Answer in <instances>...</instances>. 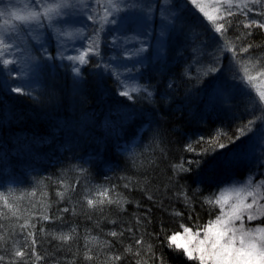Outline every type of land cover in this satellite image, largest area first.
Returning <instances> with one entry per match:
<instances>
[{"label":"trees","instance_id":"16d2710c","mask_svg":"<svg viewBox=\"0 0 264 264\" xmlns=\"http://www.w3.org/2000/svg\"><path fill=\"white\" fill-rule=\"evenodd\" d=\"M173 2L175 9L180 10L176 19L181 25L171 31L165 57L147 60L148 67L142 70L143 75L138 81L139 85L151 86L154 92L152 101L137 94H134L136 98L133 101L119 96L116 80L91 64L82 69L83 79L79 84L74 83L70 73L63 72L61 68L60 72H48L43 79L44 87L33 93L35 98L18 95L0 86V185L3 189L0 194V237H3L0 248L3 250L0 254L11 258L14 250L23 248L27 233L34 232L35 250L43 259L36 261L31 256L29 238V256L25 257L28 264H55L53 257L60 264H66L73 259L72 253L68 252L69 245L53 239L52 234L58 230L66 233L74 227L79 239L71 247L73 251L77 245L81 249L75 257V264H104V253L108 249L100 248L95 242L89 247L100 252V259L84 260V237L92 235L100 241L107 240L111 242L113 251L124 254V247L132 243L130 234L125 232L124 236L114 238L104 233L131 225L134 229L140 228L137 236L143 235L145 242L152 243L154 251L162 255L167 264H195V261L184 258L181 252L169 249L164 236L168 230L179 229L180 222L187 226L202 225L213 218L215 209L204 205L201 199L216 191L213 179L210 176L211 181L208 179V172L227 159L223 154L228 155L241 144L237 145V140L205 157H194L184 151V146L190 139L211 137L221 128L234 137L237 124L247 121L249 116L242 113L245 110L242 105L233 115L218 109L213 103L211 95L218 74L204 76L200 82L184 75L187 65L192 63L189 57L193 53V45L197 48L202 45V62L212 59L210 53L215 49V33L187 0ZM249 7H253L252 4ZM232 11L238 13L228 17L234 22L229 34L235 36L239 35L235 22L243 21L244 17L239 14L242 10L234 4ZM248 16L260 19L254 12ZM193 23H197L202 32L199 40L192 41L185 49H178L175 44L183 41L180 32ZM239 29L249 31L243 28L242 23ZM251 31L254 35L250 39L262 45L251 51L259 54L264 51V31L255 28ZM210 34L214 35L209 37ZM101 51L108 57V44H101ZM91 59L95 61L96 58ZM189 71L195 77V67ZM169 81L174 83L172 89L168 88ZM181 157L202 159L203 163L200 168L193 165L190 173L174 177L171 165L179 162ZM79 166L89 169L90 175H81ZM121 177L132 178L131 190L123 187ZM103 184L117 185V191L123 193L129 203L124 205V211L112 205L106 213L118 223L104 220L96 227L84 214L88 211L84 196L92 194V185ZM197 184L201 192L193 201L194 211H190L174 192L184 185L191 195ZM149 195L152 200L148 199ZM74 206L77 209L75 215L71 211ZM64 207L70 211L61 213L59 210ZM172 209L182 211L183 215H171ZM43 215L51 219H40ZM56 216H62L65 223L55 219ZM137 216L144 220L142 226L137 225ZM25 222L29 227L23 229L20 225ZM32 224H35V229L31 228ZM257 224L264 226V217ZM42 227L45 233L39 231ZM153 233L159 234L158 238L150 235ZM135 260L131 254H124L116 264H135ZM149 264H155V261Z\"/></svg>","mask_w":264,"mask_h":264},{"label":"snow or ice","instance_id":"6c2138e0","mask_svg":"<svg viewBox=\"0 0 264 264\" xmlns=\"http://www.w3.org/2000/svg\"><path fill=\"white\" fill-rule=\"evenodd\" d=\"M0 3H3V0H0ZM187 3L191 4L208 21L210 30L215 33L213 37L215 49L210 53L211 62L205 66L201 60L203 52L193 45L194 50L189 57L192 63L187 65L184 75L200 82L204 76H216L219 73L216 76L217 80L221 81L225 87H231L234 92H239L246 99L245 113L249 116L246 122H242L237 127L234 137L221 128L217 129L211 137L201 136L195 140L190 139L185 144V152L192 153L194 157H205L214 155L218 150L227 148L250 133L253 134L249 137L252 140L256 131L259 130L258 126L264 127V89L258 86V78L264 81V51L253 54L251 50L261 48L262 45L250 39L254 35L251 29L264 31V19L248 16V13L251 12H254L257 17L264 16V0H241L235 4L236 8L242 10L239 14L244 17L243 21L235 22V30L239 32V35L235 36L229 34L234 22L228 19V17L238 14L232 11L234 0H187ZM249 4L257 7H249ZM225 5L226 8L223 7ZM12 7L17 10L13 11L6 7L0 12V16H3V22L0 23V69L3 70L7 78L17 79L12 75L14 69L10 66L17 63L16 53L21 49V37L27 35L39 43L41 59H58L61 61L59 66L70 69L74 83L79 84L82 81V69L91 64L93 68L102 69L104 74L110 75L116 80L119 96L133 101L136 98L134 94H137L149 101L153 100L154 92L150 85L132 86V82L139 81L143 75L142 69L148 67L147 57L144 56L147 51L146 41L139 39L136 34L124 35L123 30L134 16L143 14L147 20H151L153 10L159 7L163 23L158 34L159 47L156 49V58L162 59L166 37L170 31H175L176 12L172 0H160L158 5L143 4L140 0H30V4L24 6L14 4ZM243 9H247V11H243ZM77 22L80 27H76L74 31L67 30L74 27ZM200 23L203 24V21ZM241 23L243 28L249 29V31H240ZM105 33L107 35H104ZM46 34L56 41L57 53L55 57L48 52L45 43ZM216 36L219 37L218 40H216ZM194 38L198 39V36ZM102 42L108 44L112 50L108 59L104 58L105 53L101 51ZM137 43H139V47H136ZM128 45H132V47H128ZM226 53L231 55L226 56ZM92 57L96 58L95 61L91 59ZM224 59L228 61L227 68H225ZM65 60L68 61V64L63 63ZM193 67L196 69L195 77H192L189 71ZM226 73H230L227 78ZM173 87L174 83L169 81L168 88L172 89ZM10 90L18 95L33 96L34 93V89L24 82L11 85ZM253 91H255V95H253ZM33 98L35 97L33 96ZM222 137L226 139H222ZM260 143L264 144V133L261 135ZM197 145L200 147L197 148ZM133 146L135 147V145ZM260 150L264 153V147H261ZM161 151L164 150L161 149ZM235 151L233 149V152ZM202 163V159L181 157L179 162L171 165L173 176L190 173L193 170V165L200 168ZM258 163L264 164V156ZM112 170L109 169V171ZM79 171L81 175H90V170L83 166H79ZM121 179L124 181L123 187L131 190L132 178L121 177ZM89 184H91L90 181ZM2 191V186H0V194ZM87 191L88 189H86ZM200 192L199 184L191 190V195L186 187L181 185L174 195L183 201L186 208L194 211L193 201ZM91 193V195L84 196L88 208V211L84 213L86 218L93 221L96 227H99L104 220L112 224L118 223L117 219L110 218L106 214L112 205H116L120 211H124V205L129 203L123 193L117 191V185H92ZM248 198H251L250 202H246ZM148 199L152 200L153 197L149 195ZM201 199L203 204L208 205L210 209H219L215 218L209 219L202 225L187 226L180 222L179 229L168 230L165 234L164 239L167 247L173 251L181 252L184 258L188 261H195V264H264V226H249L246 223V221L251 222L264 217V179L257 182L254 181L253 175H249L245 181L228 185L226 188L219 189L218 192L202 196ZM137 206L139 207V205ZM59 211L61 213L69 212L70 209L64 207ZM71 211L74 215L77 214L75 206ZM170 214L181 217L183 212L172 209ZM189 218L191 219V216ZM40 219L49 221L51 218L48 215H43ZM55 219L65 223L62 216H56ZM136 221L140 226L144 223L140 216L136 217ZM20 227L26 229L29 225L25 222ZM35 227V224L31 225V228L35 229ZM39 231L45 233L43 227ZM139 231V227L134 229L129 225L122 227L119 231L109 230L104 235L115 238L124 236L125 232L129 233V240L132 243L124 247V254L136 257L135 264H149L150 261H155V264H167L166 259L154 251L152 243L145 242L143 235L137 236ZM161 231H165L163 227ZM150 235H155L157 238L159 236L154 233ZM52 236L62 244L69 245L68 252L72 253L73 259L67 261L66 264H75V257L81 251L78 245L75 251L71 247L77 244L79 239L76 229L69 228L66 233L63 230H58ZM29 238H31V256L35 257L36 261L43 259L35 250L37 243L35 233L28 232L24 237L23 248L14 250L11 253V258L0 254V264H20L21 261L23 264H28L25 257L29 256ZM84 240L83 258L85 261L92 262L100 259V252H94L89 247L93 242L102 249H108L104 253L106 257L104 264H108L109 261L116 264L124 258V254H118L112 250V244L107 240L100 241L97 236L92 235H86ZM2 250L0 248V251ZM53 260L55 264H60V261L55 257Z\"/></svg>","mask_w":264,"mask_h":264},{"label":"rangeland","instance_id":"374dc122","mask_svg":"<svg viewBox=\"0 0 264 264\" xmlns=\"http://www.w3.org/2000/svg\"><path fill=\"white\" fill-rule=\"evenodd\" d=\"M143 4L153 3L158 5L160 0H140ZM241 2V0H234V5L236 3ZM172 0V4H173ZM20 4L24 6L26 4H30V0H3V3H0V12H2L6 7L10 10L16 11V8H13L12 5ZM208 7V5H205ZM251 6V5H250ZM253 8H256V5H252ZM176 12V17L180 16V10L174 9ZM211 11V8H209ZM255 15V13H254ZM174 18L175 26L181 25L177 24V19ZM183 17V16H182ZM260 19H264V16L259 17ZM206 22H208L205 19ZM3 22V16H0V23ZM89 24L91 22H88ZM163 21L160 17V9L156 7L152 12V19L147 20L143 14L138 16H134L129 21L126 28L123 30V34L127 36H132L136 34L139 39H144L146 41L145 47L147 51L144 53V56L147 57V60H155L156 59V49L159 47V30L162 25ZM76 27H80L79 22L75 24L74 27L68 28V31H74ZM129 27V29H128ZM191 29V31H189ZM129 30V31H127ZM202 32L198 27L197 23H193L190 26H187L182 32H180V36L183 39L182 44H175L178 49H185L187 48L192 41H196V36L201 35ZM214 34H210L213 36ZM172 32L166 37L165 46H167V40L171 39ZM177 36H175L176 38ZM174 38V39H175ZM111 39V37H109ZM199 40V39H198ZM45 43L48 47V52L51 56L55 57L57 53V46L56 41L49 37L47 34L45 35ZM101 44L105 45L104 42ZM109 47V46H108ZM128 47H132V45H128ZM136 47H139V43L136 44ZM202 48V45L200 46ZM111 49L109 54L111 53ZM165 49L163 53V57H165ZM226 56H230V53H226ZM108 59V57H104ZM16 60L17 63L15 65L10 66L14 69L12 75L16 76L17 79H9L3 73V70L0 69V86L2 88H9L11 85L24 82L29 87L34 89L35 91L40 90L44 87L43 79L46 77L47 73L49 72H60V68L63 69V72L67 71L70 73L71 77H73L70 69H66L64 67L59 66L61 61L58 59L48 60V59H41L40 58V45L39 43L35 42L30 36L24 35L21 37V49L16 53ZM127 62V61H125ZM211 62V59L207 62H203L204 65H207ZM64 64H68V61H63ZM147 63V62H146ZM225 68H227L228 61L224 59ZM143 70V69H142ZM219 75V73H217ZM255 74V73H253ZM230 75V73H226V78ZM137 82H132V86H137ZM258 86L261 89H264V81L261 78H258ZM253 95H255V91H253ZM211 99L213 103L217 106L218 109L229 113V114H237L236 111L242 108V106H246L247 101L246 99L239 93L234 92L231 87H225L224 84L217 80L215 89L211 95ZM242 105V106H241ZM245 113V110L242 112ZM225 115V114H224ZM237 119V118H236ZM242 122H246L242 121ZM241 122V123H242ZM239 122L237 127L241 125ZM258 131H256L255 136L252 140L249 139L250 136L253 134H249L247 136H243V139L238 140L237 145L241 144L236 151H231L228 155H226L227 159L223 161L221 164L215 165L210 172H208V177L210 176L211 179L214 180V184L216 187V191L218 192L219 189L226 188L228 185L233 183H238L245 181V179L249 175L254 176V181H259L264 179V164L258 163L261 157L264 156V153L261 152V147H264V144L260 143L261 135L264 133V127L258 126ZM247 142V143H246ZM235 146V145H234ZM233 146V147H234ZM207 177V178H208ZM210 177L208 178L210 181ZM1 186V185H0ZM251 198H248L250 202ZM219 212L218 208H215V215ZM257 220H253L251 222L246 223L249 226H256Z\"/></svg>","mask_w":264,"mask_h":264},{"label":"bare ground","instance_id":"6f19581e","mask_svg":"<svg viewBox=\"0 0 264 264\" xmlns=\"http://www.w3.org/2000/svg\"><path fill=\"white\" fill-rule=\"evenodd\" d=\"M215 209V208H214Z\"/></svg>","mask_w":264,"mask_h":264}]
</instances>
